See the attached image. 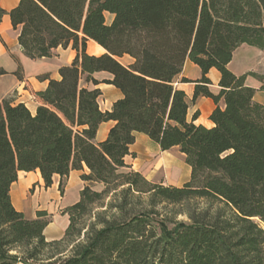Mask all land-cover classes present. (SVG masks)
<instances>
[{"label": "trees", "instance_id": "obj_1", "mask_svg": "<svg viewBox=\"0 0 264 264\" xmlns=\"http://www.w3.org/2000/svg\"><path fill=\"white\" fill-rule=\"evenodd\" d=\"M5 15L0 7V24ZM9 15L29 59L69 47L77 56L60 81L33 93L35 112L0 99V264H264V105L246 85L252 76L264 91V74L228 67L242 45L264 50V0H21ZM89 41L105 54H88ZM187 60L203 76L181 83L195 84L191 103L214 101L212 128L195 123L198 112L188 120L190 102L176 86ZM212 69L221 75L217 95ZM82 81L112 85L122 98L102 111L101 90ZM108 122L115 125L96 143ZM137 133L162 151L178 147L191 179L166 186L132 170L126 159L135 157ZM85 167L80 200L63 211L65 234L48 241L49 214L28 220L14 208L11 186L19 172L40 171L46 188L59 176L63 194L70 173ZM142 196L148 207L138 206ZM194 200L222 208L187 212L189 221L172 228L158 221V206Z\"/></svg>", "mask_w": 264, "mask_h": 264}, {"label": "crops", "instance_id": "obj_2", "mask_svg": "<svg viewBox=\"0 0 264 264\" xmlns=\"http://www.w3.org/2000/svg\"><path fill=\"white\" fill-rule=\"evenodd\" d=\"M21 0H0V7L6 12L0 24V67L6 71V75L0 77V99L13 98L16 104H25L32 112H35L38 104L34 100L33 93L47 89L50 80H61L60 69L73 64L77 52L71 47L58 48L52 58L31 60L25 56L18 38L20 30L14 29L9 13L14 10ZM105 50L94 41H89L87 53L92 56H102ZM123 65L132 64L130 56H124L119 60ZM124 61V63L122 62ZM229 69L237 76L248 73L264 74V50L242 45L235 52ZM45 76L49 78L46 79ZM201 69L187 60L182 75L176 81V86L183 90L190 102L188 120L198 112L197 125L207 128L214 127L210 116L216 105L210 98L201 97L195 103H191L195 91L194 83H181L182 78L197 81L202 78ZM101 80L109 76L104 73L95 76ZM207 77L211 80L210 90L219 94L221 75L216 69L210 70ZM82 86L89 89H100L102 96L99 105L102 111H111L113 104L122 98V93L112 85L100 84L87 85L82 81ZM246 85L256 90L254 100L264 105V91L262 84L252 76H247ZM224 108V101H220ZM115 122L103 123L98 129L96 143L104 142ZM130 152L134 158L128 157L127 163L131 169L141 173L148 181L160 183L166 186L182 187L191 179L192 169L186 163V157L178 147L169 151H162L160 146L145 134L137 133L136 142L131 146ZM177 158L178 162H176ZM84 171H72L65 183L64 193L59 190L61 178L54 177V183L50 188L45 187L40 171L19 172L18 180L12 184L10 196L14 208L22 212L28 220L37 218V212L45 211L51 218L50 224L45 229L48 241L61 239L69 225V217L63 211L80 200L81 191L86 183L81 179ZM102 185H95L94 190H102Z\"/></svg>", "mask_w": 264, "mask_h": 264}, {"label": "rangeland", "instance_id": "obj_3", "mask_svg": "<svg viewBox=\"0 0 264 264\" xmlns=\"http://www.w3.org/2000/svg\"><path fill=\"white\" fill-rule=\"evenodd\" d=\"M112 17L107 14V22H111ZM124 63V61H122ZM175 158V157H174ZM176 162H178L177 158ZM140 203L138 206L140 207H148L149 200L147 196H142L140 199ZM138 200V201H139ZM212 206V207H211ZM222 206L220 204H214V205H209L208 202L204 200H194L191 203L185 204V205H160L156 208L157 211L160 213V217H158V221H165L170 228H172L176 223L178 222H188L189 218L188 215L186 214L187 212H203V211H210V213L213 215L215 214L218 210H220ZM98 211V210H96ZM261 226L264 227L263 224Z\"/></svg>", "mask_w": 264, "mask_h": 264}]
</instances>
